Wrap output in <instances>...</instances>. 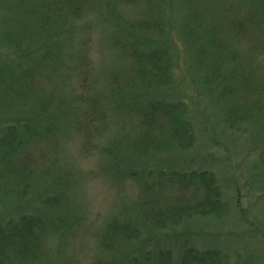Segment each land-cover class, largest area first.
I'll return each mask as SVG.
<instances>
[{
  "label": "trees",
  "instance_id": "obj_1",
  "mask_svg": "<svg viewBox=\"0 0 264 264\" xmlns=\"http://www.w3.org/2000/svg\"><path fill=\"white\" fill-rule=\"evenodd\" d=\"M95 35L108 55L99 66ZM258 53L264 0H0V198L10 200L0 207V264H83L61 249L72 229L92 230L87 264H230L186 229L225 216L229 200L217 171L191 153L198 139L184 99L193 97L183 88L195 67L227 130L263 117L251 149L264 167V79L244 73ZM196 105L206 131L215 128L216 114ZM71 138L93 150L95 174L115 195L135 188L102 224L82 222L77 177L48 151Z\"/></svg>",
  "mask_w": 264,
  "mask_h": 264
},
{
  "label": "rangeland",
  "instance_id": "obj_2",
  "mask_svg": "<svg viewBox=\"0 0 264 264\" xmlns=\"http://www.w3.org/2000/svg\"><path fill=\"white\" fill-rule=\"evenodd\" d=\"M226 2H229V0H226ZM235 16H239V18L247 17L241 10L237 11ZM247 22H249V19ZM93 38L94 43H91L89 56L93 65L99 66L100 62L107 60L108 55L105 54V48L96 44L98 43L97 36L95 35ZM178 44L180 45V41H178ZM222 49L225 50L224 47ZM258 56L261 60L259 62L249 60L250 62L248 61L244 73L248 74L254 70L257 77L264 79V53H258ZM174 61L177 62L176 58ZM182 61L184 60L182 59ZM194 68L192 66L189 68L190 77L188 74L185 76L184 93L191 95L194 102L196 101L199 104L200 113H205L208 109L209 113L214 112L217 118L213 114L210 115L211 118L208 116L215 128H213L214 131L209 129V127H212L209 123L206 131L201 117L194 112L196 103L192 102L191 98L184 99L189 111L188 114L193 115L192 122L198 139L196 147L192 149L191 153L203 160L198 165H208L214 168V171H217L219 184L222 185L226 198L229 200V210L222 218L193 220L187 225L186 229H191L190 231L199 234L192 235L197 248L218 247L228 254L230 264H264V167L259 162L255 163V160L258 161L255 159V152L259 154L257 151L259 148L251 149L254 145L253 139L258 135V127L262 123L263 117L243 125L242 131L227 130L220 123L221 117L218 115L219 111L215 108L216 106L208 104L210 100L208 88L200 83ZM182 69L183 64L182 67L181 64L178 66V63L177 66H174V81H176L177 87L179 83L183 84L182 73L180 72ZM184 72L188 73L186 70ZM104 73L105 70L103 69L100 73L95 74L101 76ZM192 79L196 84L195 91L192 89V85L194 87ZM71 82L75 85L78 84L73 80H70L68 84ZM64 84L68 85L67 83ZM58 85L61 84L58 83ZM242 88L246 92L247 87L243 85ZM87 90L89 91L90 87ZM253 97H255V94L248 96L247 101L249 102V99ZM171 98H174V96L171 95ZM215 120L220 128L216 127ZM218 139L226 147L215 144L214 142H218ZM80 141L77 138H71L63 141L60 146L58 144L51 147L48 151L52 152L53 156L57 155L61 166L73 172L77 177L75 180V182L77 181L75 183L76 190L74 189L73 192L76 196L75 204L80 205L82 222H86L87 216L89 219H95L102 224L103 217L110 213L115 214L123 201L130 203L132 197H134L135 188L130 186L123 195H115L104 180L98 178L95 174L98 158L93 153L87 155L93 150L84 149L87 150L84 152ZM36 148L38 149V147ZM87 148H89V145ZM34 149V147H31L28 150L34 152ZM50 152L49 156L51 155ZM205 155L207 156L205 157ZM211 157L212 161L210 160ZM196 165L195 163L190 167L193 168ZM186 167H189V165ZM38 168H41V166L39 165ZM233 184L238 185V206L235 205ZM125 198L130 199L123 200ZM8 201H10L9 198H0V207ZM240 208L243 209L242 215L239 211ZM11 214L14 213L11 212ZM180 229L182 230L183 227ZM72 230L73 232L64 235L66 239H64V244L61 245V249L65 250L70 257H75V260L87 264L96 248L92 230L90 233L86 232L85 235L80 233V229Z\"/></svg>",
  "mask_w": 264,
  "mask_h": 264
}]
</instances>
